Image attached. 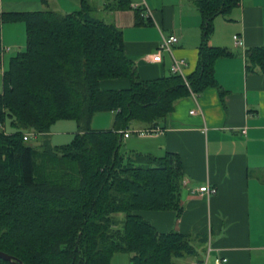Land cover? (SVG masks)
Listing matches in <instances>:
<instances>
[{
	"label": "trees",
	"instance_id": "1",
	"mask_svg": "<svg viewBox=\"0 0 264 264\" xmlns=\"http://www.w3.org/2000/svg\"><path fill=\"white\" fill-rule=\"evenodd\" d=\"M241 0H197L202 40L196 70L185 77L143 80L125 53L123 32L84 6L73 13L54 10L5 13L22 22L26 49L10 60L0 94V251L23 264H111L116 253L131 264H175L197 257L189 236L159 233L144 212L181 215L184 170L178 155L121 152L132 125L153 130L175 104L218 87L215 63L225 48L209 45L217 17H229ZM106 9H130L129 0H106ZM249 72L264 75V46L246 51ZM124 81L121 89H103ZM224 93V92H222ZM114 114L113 129L94 130L98 113ZM60 121L78 132L66 145L48 139ZM45 140L37 148L28 131ZM124 214L123 219L118 215ZM0 264H13L0 258Z\"/></svg>",
	"mask_w": 264,
	"mask_h": 264
},
{
	"label": "crops",
	"instance_id": "2",
	"mask_svg": "<svg viewBox=\"0 0 264 264\" xmlns=\"http://www.w3.org/2000/svg\"><path fill=\"white\" fill-rule=\"evenodd\" d=\"M196 1L129 0L130 9L110 11L106 0H0V37L10 48L4 67L8 55L26 49L25 24L4 22L5 13L51 9L69 14L86 2L95 18L123 32L125 53L135 61L143 80L171 73L170 54L164 53L160 64L144 58L157 51L163 35L172 34L179 37L173 56L186 61L188 76L197 68L202 40V17ZM235 35L242 37L243 47L235 44ZM209 45L231 52L215 63L218 87L178 101L158 126L162 133L139 136L150 143L134 150L179 156L185 174L181 215L144 212L142 216L159 233L178 231L190 239L197 238L206 245L207 264H216V259H227L221 264H264V75L246 67V51L264 46V0H241L229 17H217ZM127 86L124 81L102 83L103 89ZM49 137H53L51 133ZM205 186L216 192L210 196L200 193ZM207 255L180 260L193 264L203 262Z\"/></svg>",
	"mask_w": 264,
	"mask_h": 264
},
{
	"label": "rangeland",
	"instance_id": "3",
	"mask_svg": "<svg viewBox=\"0 0 264 264\" xmlns=\"http://www.w3.org/2000/svg\"><path fill=\"white\" fill-rule=\"evenodd\" d=\"M23 51V49L21 50ZM19 51V52H21ZM17 53L14 51L10 55L7 56L6 62H5V71L8 69L10 60L15 57ZM0 66H1V60H0ZM3 93V78L0 74V94ZM114 116L110 112H105V113H98L93 121L92 127L96 128V130H110L113 126V121ZM7 128V133H12L14 130L11 128L9 125L6 127ZM129 132L134 133L137 132L139 129L135 128H129ZM78 132V126L75 121H60L56 123L52 129H51V134L53 137H48V139L51 141L53 146H61V145H66L69 144L75 134ZM45 140V138L40 137L38 140H31L28 142L29 144L39 147L40 144ZM150 143V140L143 139L142 137H139L137 134H132L131 139H124L123 140V146L121 149V152L127 153L135 150V146L140 147L142 146H148ZM119 219L124 218V214L118 215ZM191 243L192 245L196 248L198 251V256L203 257L204 255L206 256L207 253H205L206 245L203 243L199 242L197 238H191ZM131 257L132 255L129 253L125 252H119L116 253L111 261V264H131ZM205 261V260H204ZM175 264H187L186 261H181L175 260Z\"/></svg>",
	"mask_w": 264,
	"mask_h": 264
},
{
	"label": "built area",
	"instance_id": "4",
	"mask_svg": "<svg viewBox=\"0 0 264 264\" xmlns=\"http://www.w3.org/2000/svg\"><path fill=\"white\" fill-rule=\"evenodd\" d=\"M234 42L237 46L243 47L244 42L243 39L240 35H235L234 36ZM179 43V37L176 34L172 35H163L161 43L159 44L157 51L152 54L146 56L144 59L148 62L155 63V64H160L163 62V54L168 53L172 57V65H171V70L170 72L174 75H180L185 79L187 76L185 74V67L187 66V63L183 59H177L173 56V47ZM10 52V48L6 47L3 45L1 37H0V60H1V66H0V74L3 78L4 73H5V68H4V58L5 56ZM196 96V94H193ZM192 114H196V111H192ZM0 129L4 131V133H7V128L4 124L0 123ZM121 135H123L124 139L129 138L132 134H137L142 137H148V136H154L157 134L162 133L161 128H156L153 130H138L137 132L131 133L129 130L126 131H119ZM41 137V134L38 133L37 131L31 130L28 131L24 134V140L27 142H30L31 140H38ZM200 193H207L208 196L214 194L216 192V189L210 188L209 186L201 187L199 189ZM209 255H207V259L203 262L198 261L194 262L193 264H207ZM227 259H216V264H221L226 262Z\"/></svg>",
	"mask_w": 264,
	"mask_h": 264
},
{
	"label": "water",
	"instance_id": "5",
	"mask_svg": "<svg viewBox=\"0 0 264 264\" xmlns=\"http://www.w3.org/2000/svg\"><path fill=\"white\" fill-rule=\"evenodd\" d=\"M0 258L5 260V261H8V262H12L13 264H23L21 261L15 259L14 257L6 254V253H3L0 251Z\"/></svg>",
	"mask_w": 264,
	"mask_h": 264
}]
</instances>
